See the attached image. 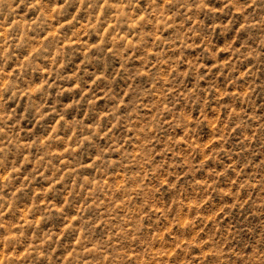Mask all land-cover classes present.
<instances>
[{"label": "rangeland", "instance_id": "obj_1", "mask_svg": "<svg viewBox=\"0 0 264 264\" xmlns=\"http://www.w3.org/2000/svg\"><path fill=\"white\" fill-rule=\"evenodd\" d=\"M0 264H264V0H0Z\"/></svg>", "mask_w": 264, "mask_h": 264}]
</instances>
